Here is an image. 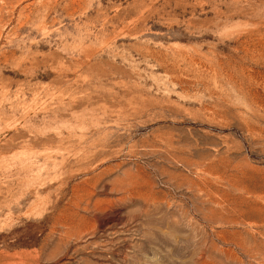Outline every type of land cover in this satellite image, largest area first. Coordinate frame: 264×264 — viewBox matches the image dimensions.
Masks as SVG:
<instances>
[{
	"label": "rangeland",
	"instance_id": "1",
	"mask_svg": "<svg viewBox=\"0 0 264 264\" xmlns=\"http://www.w3.org/2000/svg\"><path fill=\"white\" fill-rule=\"evenodd\" d=\"M0 264H264V0H0Z\"/></svg>",
	"mask_w": 264,
	"mask_h": 264
}]
</instances>
